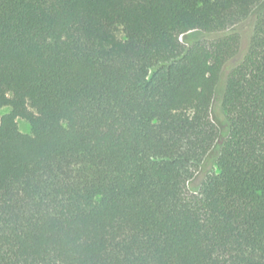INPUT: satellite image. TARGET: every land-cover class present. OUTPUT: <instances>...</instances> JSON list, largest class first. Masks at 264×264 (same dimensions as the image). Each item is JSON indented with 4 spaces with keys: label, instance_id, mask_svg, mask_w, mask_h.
I'll use <instances>...</instances> for the list:
<instances>
[{
    "label": "trees",
    "instance_id": "trees-1",
    "mask_svg": "<svg viewBox=\"0 0 264 264\" xmlns=\"http://www.w3.org/2000/svg\"><path fill=\"white\" fill-rule=\"evenodd\" d=\"M0 108V264H264V0H0Z\"/></svg>",
    "mask_w": 264,
    "mask_h": 264
},
{
    "label": "rangeland",
    "instance_id": "rangeland-1",
    "mask_svg": "<svg viewBox=\"0 0 264 264\" xmlns=\"http://www.w3.org/2000/svg\"><path fill=\"white\" fill-rule=\"evenodd\" d=\"M254 24L253 20H248L238 27L235 28V32L239 34L240 37V49H245L248 42H249V36L252 35L253 29H254ZM181 42L189 46L192 42L196 40H203V41H209V36H205L201 33L193 32L186 34L185 36H182L180 38ZM241 55H238L236 59L233 61V63L240 59ZM8 111L7 108H0V118ZM18 126L19 130L27 135H31V127L30 124L27 121L24 120H19L18 121ZM222 139H219L217 141L216 146L213 147L211 150L210 154L207 157V160L201 165L199 168V171L196 173L195 177L193 180L190 182L189 187H188V193L189 194H194V187L198 186V184L201 183L203 176L205 175L206 172H211L215 170V160L219 154V145L221 144Z\"/></svg>",
    "mask_w": 264,
    "mask_h": 264
}]
</instances>
